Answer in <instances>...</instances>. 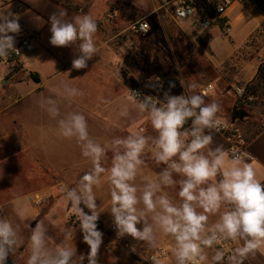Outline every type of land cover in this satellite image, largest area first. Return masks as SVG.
I'll return each mask as SVG.
<instances>
[{"label": "clouds", "instance_id": "obj_1", "mask_svg": "<svg viewBox=\"0 0 264 264\" xmlns=\"http://www.w3.org/2000/svg\"><path fill=\"white\" fill-rule=\"evenodd\" d=\"M19 19L10 11L0 12V59L20 54L15 47V37L21 32ZM49 22L50 44L75 46L79 55L72 60V68H87V61L99 53L97 20L90 13L68 18L60 8ZM139 27L149 31L143 21ZM180 83L182 94L165 91L163 99L141 98L130 91L132 110L138 119L150 123L154 135L133 127L126 136L103 141L91 135L86 115L72 107L84 96L81 89L60 81L52 95L38 99L55 121L58 135L74 142L89 164L74 186L59 187L89 252L86 257L77 255L73 228L61 229L57 243L49 234L50 225L40 219L30 228L26 264H84L85 259L98 264L103 233L97 221L104 211L103 202L97 204V190L104 186L107 211L118 236H130L139 247L153 252L151 264H165L163 254H155L165 237L172 242L174 264H245L250 257L264 255V182L257 178L248 153L213 146L212 133L225 122L221 105L216 100L206 102L196 82ZM157 85L162 87L158 79L151 86ZM100 101L111 103L103 97ZM62 104L66 105L63 111ZM119 116L129 118L128 104L121 107ZM148 160L159 168L157 173L145 172ZM29 208L24 198L14 199L12 211L18 220H28ZM24 244L20 224L0 215V264H6L8 256ZM227 244L232 245L230 252L222 246Z\"/></svg>", "mask_w": 264, "mask_h": 264}, {"label": "crops", "instance_id": "obj_2", "mask_svg": "<svg viewBox=\"0 0 264 264\" xmlns=\"http://www.w3.org/2000/svg\"><path fill=\"white\" fill-rule=\"evenodd\" d=\"M16 2L17 7L21 4L24 7L22 13L12 12L20 16L19 24L21 32L15 37V46L21 39L26 37L34 38L35 49L33 52L24 54L19 59L6 62L0 59V193L1 194H34L39 193V189H24L25 186L14 179L24 177L29 179H65L75 177L78 170H86L88 162L80 155L79 148L74 142L64 140L58 135L56 123L38 105L37 101L41 96L52 95V88L60 81H67L73 86L81 89L84 96L78 98L72 106L78 107L88 118L90 133L101 141L115 136H126L129 130L135 127L141 129V124L148 123L147 120L138 119L136 112L131 108L128 97L134 88H144L152 92H158L159 85L150 88L141 84L140 77L134 72L125 68L123 54L125 47L120 42L125 43L126 32L130 30V21L138 11L130 8L124 0H0V12L6 11L10 2ZM43 1L51 5H42ZM93 5L91 3L111 4L112 10L109 15H94L91 9L83 13H90L98 22V32L96 42L99 47L98 55L87 61L88 67L81 70L72 68V60L79 53L75 46L55 47L50 44V22L51 14L64 5ZM249 0H239L227 12L226 19L231 26L240 24L245 18ZM153 10L149 14L148 21L151 25L149 34L141 37H149L152 40L156 28L162 30L166 28V22L172 21L179 26L189 23L200 31V54L208 56L211 64L222 68L231 66L229 72L237 71L240 79L247 84L251 83L257 76L260 65L264 62L250 60L238 66L231 64L232 54L235 47L242 46L243 41L253 33V27L244 34V38L229 35V44L226 45L225 54H220V49L215 43L222 41L223 30L216 25L210 29L203 30L196 27L193 20L187 22H176L173 20L167 9H160L161 3L152 0ZM68 18H72V13L65 9ZM116 12L117 18L110 15ZM129 14V20L123 19V14ZM263 18V17H262ZM234 27V26H233ZM186 35H190L183 26L180 27ZM134 33V32H133ZM223 33V34H222ZM136 34V33H135ZM138 35V34H137ZM222 35L224 37H222ZM231 38V39H230ZM232 40V42H231ZM129 38H127V43ZM250 63V64H247ZM244 69V70H243ZM239 70V72H238ZM224 75H220L223 78ZM35 78L38 80L36 81ZM237 79V78H235ZM210 85V84H209ZM163 86V85H162ZM212 86V85H210ZM161 95L164 93L163 87ZM110 100V104L101 103L100 98ZM162 99V98H161ZM128 104L130 107L129 118L119 116L121 107ZM66 105L62 104V111ZM135 120V125H133ZM264 131L257 132L242 148L245 149L254 160L250 162L257 170V178L264 182ZM258 161V163H257ZM155 170L153 174L157 173ZM21 173V174H19ZM52 187L60 186L64 182H56ZM61 199V198H60ZM58 199V201L60 200ZM26 200V199H25ZM13 199L9 200V207L1 206L4 209H12ZM57 201V202H58ZM27 221V220H26ZM22 221V222H26ZM166 245L171 249V244ZM172 243V242H171ZM171 251H169V258ZM8 261H12L9 257ZM172 259V258H171ZM13 264H18L12 261ZM173 263V260H170Z\"/></svg>", "mask_w": 264, "mask_h": 264}, {"label": "rangeland", "instance_id": "obj_3", "mask_svg": "<svg viewBox=\"0 0 264 264\" xmlns=\"http://www.w3.org/2000/svg\"><path fill=\"white\" fill-rule=\"evenodd\" d=\"M42 1V0H41ZM97 1V0H96ZM119 1V0H118ZM129 4L130 8L133 7L135 11H138L134 16L143 18L148 17L153 7L151 6L152 0H124ZM192 1V0H191ZM256 0H254L255 2ZM51 5L47 1H43L42 5ZM71 7L64 5V8L72 13L77 14L78 7H82L84 11L88 8L91 9L94 15H109L112 10L111 4L93 2V5H74ZM17 7L16 2H10L7 7V11L13 12ZM245 18L238 25L232 26L231 37H238L239 40L244 38V34L250 31L253 27V33L243 41L240 47H235L232 54L231 64H236L239 68L240 64L244 62H250V60H259L264 56V13L259 7L253 5L247 7ZM227 15V13H226ZM263 17V18H262ZM150 18V17H148ZM181 23V22H179ZM166 28H156L154 36L151 39L149 37H141L133 32H126L125 43L120 42L125 47L123 54L125 68L131 72H134L140 77L141 84L147 85L150 88L152 84H155L157 79L162 82L164 92L167 91L172 95H180L184 89L180 83L182 80L185 83L196 82L199 87L197 91L204 96L206 102L216 100L222 108V116L225 120L232 122L233 111L236 109L244 110L248 117L243 120H237L234 123L236 130L242 135L240 141L230 138V133H216L213 132V146L223 145L225 149L229 150L235 142L236 144L245 145L247 140L249 141L253 135L257 132L264 131V102H250L244 100L243 97H239L234 87L236 85H243L246 88L247 83L240 79L237 71L227 70L231 66L222 68L223 66L216 67L208 61V56L203 57L200 54V31L195 30L193 25L189 23L180 24L184 25L187 31H190V35H186L180 28L179 24L168 21L166 22ZM192 26V27H190ZM216 26V25H215ZM220 29L222 27L220 26ZM223 34V33H222ZM224 35V34H223ZM226 36V35H224ZM127 38L129 42L127 43ZM231 39V38H230ZM232 42V40H231ZM229 44V36H227L222 44L215 43V46L220 49V54H225L226 45ZM258 57H260L258 59ZM250 64V63H247ZM2 69V67H0ZM244 70V69H243ZM223 78H220V75ZM239 72V70H238ZM237 78V79H235ZM171 84H175V87H170ZM212 89L204 95L202 92L206 90L210 85ZM163 99V94L161 95ZM237 107V108H235ZM141 128H144L145 135H154L150 123L141 124ZM264 145V143H263ZM264 148V146H262ZM148 168L145 169L146 173L153 174L155 170L159 171L151 160L146 161ZM258 163V161H257ZM89 164H87V168ZM86 168V170H87ZM85 170H78L76 176L73 178L65 179H29L24 177L14 179V182L22 184L24 189H39V193L34 194H20L14 193L1 194L0 193V215H8L15 223L20 224V235L24 239L25 244L21 247L13 256L10 254L8 257L12 261H16L18 264H26L27 259V238L30 234V228H34L35 224L40 220H45L46 224L50 225L49 234L54 238L60 235V230L64 227L73 228V245L77 250V255L84 254L85 257L89 252V247L83 242V236L79 228V222L76 221L75 216H72L70 206L65 202L62 194L59 191V185L56 182H64L69 186H74L75 181L79 175ZM21 174V173H19ZM174 195V192H173ZM26 199L29 203V218L26 222L18 220L14 215L12 209H4L1 206L9 207L8 203L10 198L13 200L17 197ZM97 204L100 205L103 202L102 212L100 214L98 223V230L103 233L102 244L98 253V264H151L148 261V255L151 251L142 249L141 247L132 248L131 242L127 240H118L113 233L109 230L111 224H113L112 217L107 211L108 209V196L107 188L97 190ZM61 198V199H60ZM58 199H60L58 201ZM58 201V202H57ZM85 211L88 210L85 208ZM213 220L215 217L212 218ZM34 225V227H31ZM140 227V225H138ZM56 242H60V238H56ZM171 244L169 238H161L159 248H165L171 251L166 243ZM171 256V255H170ZM172 256L169 260L165 261V264H171L170 260H173ZM174 263V260H173ZM84 264H88L85 259ZM245 264H264V255L257 254L255 258L250 257Z\"/></svg>", "mask_w": 264, "mask_h": 264}, {"label": "built area", "instance_id": "obj_4", "mask_svg": "<svg viewBox=\"0 0 264 264\" xmlns=\"http://www.w3.org/2000/svg\"><path fill=\"white\" fill-rule=\"evenodd\" d=\"M161 3V7L160 9H167L170 13V15L172 16L173 20H175L176 22H187V21H191L193 20L195 22V25L197 28L199 29H203V30H207L210 29L211 27L218 25L221 26L222 25V30L224 35H231L232 34V26L229 23V21L226 19V13L229 11V9L236 4L239 0H207L208 4L210 5V10L208 12L203 11V12H199L195 6V4L191 1V0H158ZM248 6H255L258 7L260 5V7L264 8V0H256L254 2V0H249V3H246ZM24 11V7L21 4L20 6L17 7L16 9V13H22ZM79 13H83V10L80 8ZM112 18H117V13L113 12L110 15ZM129 14L127 12H125L123 14V19L128 22L129 20ZM145 22L149 25V31L148 32H143L140 30L139 27V22ZM130 30H132L134 33L138 34V35H142L145 36L147 34H149L150 30H151V25L148 21V17H143V18H138L134 21H130ZM20 54L16 55V54H12L11 56H9L6 60L3 59L6 62H12L15 61L17 59H19L20 57H22L24 54H28L34 51L35 49V45H34V38L33 37H26L20 40V42L17 44V46H15ZM160 90L158 92H152L149 91L147 89L144 88H134L132 90V92L138 93L140 95L141 98H143V96L145 95H150V96H154V97H158L161 99L160 97V93H162V89L160 87H158ZM212 89V86H209L206 90H204L202 93L204 95L207 94L208 91H210ZM236 94L239 97H244L245 94V88L243 85H236L234 87ZM224 124L221 125L220 130L219 131H214L216 133H230V138L231 139H236L237 141H240L242 138L241 133L239 132V130H236L234 127V124L232 122H229L227 120L224 119ZM142 130H144V128H141ZM236 150L237 152H246L248 153L245 149L242 148V144H236L235 142L233 143V145L230 147L229 151L231 150ZM248 156L251 158L249 162H252L254 160V158L248 153ZM109 230L111 231V233H113L115 235V237L118 240H127L129 242L132 241L131 243V247L132 248H138V244L137 242L130 236L125 235L124 237H120L117 234V230L115 229L114 224H111L109 227ZM223 247L226 248L227 251H231L232 249V245L231 244H227V245H222ZM154 254L153 252H151L148 255V261L150 256ZM155 254H163L161 255V259L166 261L169 258V251L165 248H158L157 252ZM6 262H8V259L6 260ZM151 262V261H150ZM174 264V263H171Z\"/></svg>", "mask_w": 264, "mask_h": 264}, {"label": "trees", "instance_id": "obj_5", "mask_svg": "<svg viewBox=\"0 0 264 264\" xmlns=\"http://www.w3.org/2000/svg\"><path fill=\"white\" fill-rule=\"evenodd\" d=\"M192 2L195 4L199 12H203V11L208 12L210 10V5L208 4L207 0H192ZM258 7L264 13V8L260 7V5ZM34 79L36 81L38 80L35 77ZM243 98L244 100L250 101V102H253V101L254 102H258V101L264 102V62L260 65L256 78L251 83L246 85L245 94ZM97 226L98 227L100 226L98 221H97Z\"/></svg>", "mask_w": 264, "mask_h": 264}, {"label": "water", "instance_id": "obj_6", "mask_svg": "<svg viewBox=\"0 0 264 264\" xmlns=\"http://www.w3.org/2000/svg\"><path fill=\"white\" fill-rule=\"evenodd\" d=\"M246 117H248V114L244 110L236 109L233 111L232 123L234 124L237 120H243ZM31 227H34V225H32ZM6 264H13V262L8 261L6 262Z\"/></svg>", "mask_w": 264, "mask_h": 264}]
</instances>
